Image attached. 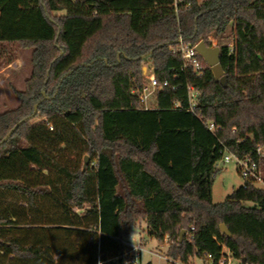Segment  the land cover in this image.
<instances>
[{
  "label": "trees",
  "instance_id": "trees-1",
  "mask_svg": "<svg viewBox=\"0 0 264 264\" xmlns=\"http://www.w3.org/2000/svg\"><path fill=\"white\" fill-rule=\"evenodd\" d=\"M180 37H232L226 84L201 55V73L185 67ZM11 46L31 50L32 69L0 141L41 102L0 145V264H125L140 220L174 260L264 264V189L243 181L212 200L225 149L257 159L264 144V0H0L3 65ZM146 60L168 82L150 109L133 92ZM85 154L84 169L72 157Z\"/></svg>",
  "mask_w": 264,
  "mask_h": 264
},
{
  "label": "rangeland",
  "instance_id": "rangeland-1",
  "mask_svg": "<svg viewBox=\"0 0 264 264\" xmlns=\"http://www.w3.org/2000/svg\"><path fill=\"white\" fill-rule=\"evenodd\" d=\"M226 43H232V37L224 39L222 41L213 40V46H220ZM11 52H13V60L8 65H3L10 56L0 58V112L16 106L19 103L18 98L13 93V87L23 89L25 86V80L31 75V50L21 49L17 46H11ZM143 70L146 79L152 74L150 62L147 60L143 63ZM155 99L151 101L150 106L154 105ZM39 119H35L34 122H38ZM89 156V161L86 165L93 166L95 161L89 154L72 157L73 160H79L84 167L85 157ZM217 167L220 169L214 178L213 183V202L223 201L228 194H230L235 188L240 187L243 184V177L241 176L238 165L235 160L229 163H225L223 159L219 160ZM133 230V231H132ZM134 235H129L125 238V242L132 244H139L143 248L141 257L138 258L139 264H213L211 259H202L198 256L193 257L188 263H184L181 260H174L167 256L169 243L167 241H159L155 237L150 236L146 231V223L143 220L138 221L136 227L132 228ZM141 237H139V233ZM127 245V244H126ZM128 249H131L127 245ZM226 251H228L226 249ZM229 264H239L236 259L230 260Z\"/></svg>",
  "mask_w": 264,
  "mask_h": 264
},
{
  "label": "built area",
  "instance_id": "built-area-1",
  "mask_svg": "<svg viewBox=\"0 0 264 264\" xmlns=\"http://www.w3.org/2000/svg\"><path fill=\"white\" fill-rule=\"evenodd\" d=\"M179 42V47L174 51H178L182 54L185 67L191 66L195 71L201 73L203 69V62L199 58L200 54L196 49V44L184 43L181 37ZM167 84L168 82H165L163 86H158L157 78L152 71V74L148 76L147 82L143 86L134 89L133 92L138 95L141 107L143 109H150L152 107L150 106L151 101ZM188 89L189 105L187 107V112L194 113L199 91L192 86H188ZM209 129L215 133L219 130V127L215 123L210 122ZM256 154L257 159L252 157L251 154L239 156L238 154L225 149L224 155L221 159H223L225 163L235 160L238 165L239 172L243 177V181H253L258 187L264 189V167L262 165L264 160V144L257 147ZM125 244L131 247L125 256V264H139L138 258L143 251L142 246L140 244H132L127 242H125ZM226 249L227 248H225V250ZM208 256L211 257V255ZM230 260V256L223 257L220 260V264H229Z\"/></svg>",
  "mask_w": 264,
  "mask_h": 264
},
{
  "label": "water",
  "instance_id": "water-1",
  "mask_svg": "<svg viewBox=\"0 0 264 264\" xmlns=\"http://www.w3.org/2000/svg\"><path fill=\"white\" fill-rule=\"evenodd\" d=\"M196 49L199 52V54L203 57V59L206 61V63L211 67L215 78L220 80L221 83L226 84L227 82V77L224 74V70L221 66L220 63V59H221V47L220 46H213V45H208L204 40H200L197 44H196ZM152 53V51L148 54L150 55ZM147 55H144L140 58L144 59L146 58ZM47 98V97H45ZM41 101H39L38 103L35 104V109L33 114L25 117L24 119H22L20 122H18L15 127H13L8 134L3 138L2 141H0V145L4 144L5 142L8 141V139L10 138V136L14 133V131L23 123H26L30 120H32L38 113V107ZM89 161V156L85 157V163H84V169L86 168V165ZM220 229L222 231L223 234L227 235L228 237L232 236L231 231L228 229V227L226 226V224L222 223L220 225ZM186 233V230H183L180 236V240L182 241L184 235ZM242 261L245 263L246 258H243Z\"/></svg>",
  "mask_w": 264,
  "mask_h": 264
},
{
  "label": "crops",
  "instance_id": "crops-1",
  "mask_svg": "<svg viewBox=\"0 0 264 264\" xmlns=\"http://www.w3.org/2000/svg\"><path fill=\"white\" fill-rule=\"evenodd\" d=\"M133 231V230H132ZM132 231H131V235H134L133 233H132ZM140 231H138V233H139ZM139 237H141V233H139ZM130 238V237H129ZM140 245H141V243H139ZM139 257H141V254H140V256Z\"/></svg>",
  "mask_w": 264,
  "mask_h": 264
}]
</instances>
